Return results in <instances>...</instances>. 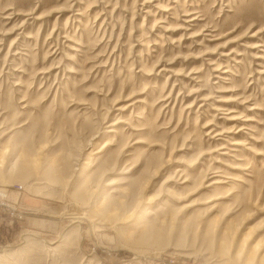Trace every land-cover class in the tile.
Instances as JSON below:
<instances>
[{"label":"rangeland","instance_id":"obj_1","mask_svg":"<svg viewBox=\"0 0 264 264\" xmlns=\"http://www.w3.org/2000/svg\"><path fill=\"white\" fill-rule=\"evenodd\" d=\"M0 156V264L260 259L264 0H0Z\"/></svg>","mask_w":264,"mask_h":264},{"label":"bare ground","instance_id":"obj_2","mask_svg":"<svg viewBox=\"0 0 264 264\" xmlns=\"http://www.w3.org/2000/svg\"><path fill=\"white\" fill-rule=\"evenodd\" d=\"M137 2V1H136ZM196 18V17H195ZM30 39V38H29ZM19 49V48H18ZM20 50V49H19ZM17 51V50H16ZM32 53V52H31ZM15 55V54H14ZM13 55V56H14ZM36 56V55H35ZM17 57V56H16ZM16 59V58H15ZM217 70H219V68L217 69ZM229 71V70H228ZM43 74V73H42ZM48 74V73H47ZM218 77H220V76H218ZM223 79V78H222ZM56 80V79H55ZM172 91V90H171ZM191 94V93H190ZM170 96V95H169ZM222 102H225V101H222ZM192 106V105H191ZM190 106V107H191ZM189 108V107H188ZM217 110V109H216ZM223 110H227V109H223ZM221 112V111H220ZM233 111H229V113L227 112L226 114H228V115H231V113H232ZM216 116V115H215ZM214 116V117H215ZM228 120H230V119H228ZM225 133V131H223V132H219L217 135H223ZM99 135V133L98 132H96V133H94V134H92V138H95V137H97ZM216 137V136H215ZM227 142V141H226ZM228 144V143H227ZM233 144H236V143H233ZM109 145H111V144H106V145H104L103 147H102V149L101 150H99V151H97L95 154H100V153H102L103 152V149L104 148H106L107 146H109ZM224 145V144H223ZM223 149H224V147H223ZM231 149V148H230ZM232 151V150H231ZM37 155V154H36ZM36 155H34L33 154V156H32V162L36 159ZM229 155V154H228ZM4 157V156H3ZM0 158H1V156H0ZM19 158V157H18ZM2 160V159H1ZM1 160H0V163H1ZM37 161V160H36ZM74 162V161H73ZM15 163V162H14ZM35 163V162H34ZM37 163V162H36ZM89 163V162H88ZM1 164H3V163H1ZM1 164H0V167H1ZM17 164V163H16ZM84 164V163H83ZM85 164H86V162H85ZM14 165V164H13ZM27 165L28 164H24L23 166H22V168L24 169V170H26L25 168L27 167ZM35 165V164H34ZM89 165V164H88ZM74 166V165H73ZM15 167V166H14ZM30 167V166H29ZM79 169V168H78ZM75 170H77V169H75ZM37 171V170H36ZM74 174V173H73ZM64 175V174H63ZM7 180V179H6ZM188 180L186 179L185 181H183V182H187ZM208 181H210V183L208 184V186L209 187H215V186H218V185H220V184H223V183H226L225 181H224V176H220V174L218 175V174H213V176L208 180ZM119 211V210H118ZM109 213H111V215L113 216V215H115L117 212H115V211H111L110 210V212ZM110 216V215H109ZM79 221H74V222H72L71 224H75V223H78ZM75 230V229H74ZM155 238H156V236H155ZM155 240V239H154ZM163 240V239H162ZM147 241H149L148 239H147ZM161 241V240H160ZM160 241H159V243H160ZM158 242V241H157ZM246 243V242H245ZM232 246V245H231ZM256 246V245H255ZM241 249V248H240ZM235 250V249H234ZM243 250V249H242ZM218 251V250H217ZM244 252V251H243ZM242 252V253H243ZM62 253V252H61ZM67 253H72L70 250H68L67 252H66V254ZM82 253V252H81ZM238 253H239V251H238ZM238 253L236 252V257L238 256ZM250 253V255H244L242 258H240V260H239V258H238V260H239V263L238 264H264V249H263V251H262V253H261V255H259V256H261L260 257V259H257L256 257H255V255L250 251L249 252ZM62 254H64V253H62ZM222 255H223V253H222ZM221 255V256H222ZM235 255V254H234ZM62 256V255H61ZM236 257H234V258H236ZM62 258V257H61ZM84 258V257H83ZM222 258V257H221ZM230 259V258H229ZM235 260V259H234ZM84 261V260H83ZM236 262V261H235ZM238 262V261H237ZM236 262V263H237Z\"/></svg>","mask_w":264,"mask_h":264}]
</instances>
